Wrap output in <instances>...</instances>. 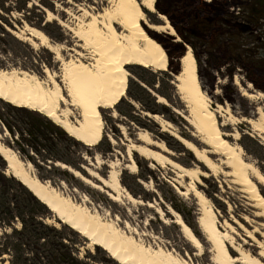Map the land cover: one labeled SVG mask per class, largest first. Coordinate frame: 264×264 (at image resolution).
Masks as SVG:
<instances>
[{
	"label": "rangeland",
	"instance_id": "1",
	"mask_svg": "<svg viewBox=\"0 0 264 264\" xmlns=\"http://www.w3.org/2000/svg\"><path fill=\"white\" fill-rule=\"evenodd\" d=\"M232 1L237 3V5H233L235 8L232 10L237 19L227 14L220 15V8H215L217 11L214 12L215 14L210 13L209 18L220 15L222 19L220 22H213L212 28L202 34L198 31L193 32L197 30L194 29L197 27L196 24L189 25L190 17L200 15L196 11L204 6L202 0H156L155 12L144 9L147 21L152 24L165 25V22L159 17L161 14V10L157 8L159 5L170 12L172 19L179 26L182 25L187 28L189 26V29L192 30L186 34L187 41H184L176 29L175 36L168 32L150 31L157 41L160 42L161 40L164 47H167L166 51L169 52L168 68L161 71L152 70L156 74L155 86L150 88L152 97L146 99V103L143 104L153 110H146L143 104L126 95L115 106V109L102 110L105 120V134L98 145L89 147L81 143L79 145L71 144L69 147L68 155L76 163L81 164L79 172L96 184L101 185L88 172H96L107 177L111 173L110 166L119 170L121 172L120 182L136 198L135 203L130 202L126 196L118 203L113 202L105 192L91 188L81 179L79 180L75 174L60 166L57 167L53 161H43L46 154L43 151L38 154L31 149L30 139L32 138L28 134L21 136L18 133L20 129H25L24 124L21 123V118L39 125H42L43 121L41 122V120L49 119L39 111L19 108L0 99L1 142L13 151H17L16 146L27 150L30 153L27 152L26 155L28 156L21 155L18 151L17 154L25 163L33 165L34 172L41 181L49 180L57 188L61 187L60 183H63L66 185L68 194L77 202L82 203L83 200L87 199L86 205L92 210H99L102 215H108L112 219L119 216L120 225L123 227L127 221L131 225L129 231L135 232V237L145 245L149 244L154 248L174 249L178 254L184 256L188 253L192 256L195 264H211L212 244L207 241L205 232L202 231L199 222H197L204 203L189 188L190 179H180L179 170L170 163L158 164L143 159L137 152H134V158L138 164L137 172L133 174L125 168L129 163L128 145L132 141L142 144L137 139L138 134L144 130L148 131L152 138L165 142L171 151V154L163 153L168 158L177 161L185 168L199 167L208 174L207 178L201 177L203 183L198 184L197 188L218 211L217 225L221 230H224L225 223L229 222L234 227V231L237 232L236 240L246 249L257 253L258 245L247 237L246 229L249 231L259 229L260 234L256 233V238L264 244V229L262 228L264 217H256V215H260V210L253 206L254 202L244 191V188L240 187L233 177L227 176V172L231 168H227L222 162L224 157L219 154H208L220 165L217 171L206 168L176 137H173L168 131H163L162 125L152 117L153 114L159 115L169 123L171 127L169 131L178 133L201 149L210 150V147L202 142L200 133L186 119V115L190 113L189 106L185 101L183 102L180 94L177 93L175 78L178 74L175 72L179 71V60L187 52L186 49L190 47L198 62L200 82L204 91L211 98V107L214 110L222 107L224 110V113L220 112L224 116L219 118V122L223 123L226 120L225 111L227 108L237 119L234 123L222 127V130L227 134L236 131L239 134V140L233 136H228L226 139L241 145L244 158L257 166L264 174V141L262 139L264 135L254 130L250 123L243 121V118L258 120L262 115L264 119V21L250 22L243 17L244 13L239 8L245 4L246 0ZM113 2V0H0V70L18 68L30 72L34 71L48 82L45 69L49 68L51 73L57 76L56 79L62 82L64 68L56 54L43 46H31L24 40L17 38L14 32L20 33L27 26H33L43 30L53 43L64 46L61 55L65 60L75 58L77 51L91 57L90 50L86 48L83 50L82 43L64 25H60L58 20L47 21L46 10L52 11L62 21H66L74 28L78 27L81 21L88 20V18L83 17L80 7L89 9L93 13L101 12L105 8H113ZM205 2L210 4L214 0H205ZM214 5L216 4L214 3ZM65 9L70 10L72 15L67 14ZM167 19L173 26L172 21L168 17ZM232 22L238 23V26L235 27L236 30L227 29ZM118 29L123 31L119 27ZM176 44H182V50L176 49ZM131 66L133 65L128 67L129 80L136 77L131 72ZM163 72L174 76L171 84L167 82L168 75L163 74ZM146 78L150 80L152 75L150 74ZM237 81L239 82L237 83ZM249 84H251V88H248ZM244 89L254 96H244L242 91ZM163 94L171 96L173 103L169 102ZM159 97L165 98V104L158 102ZM128 104L135 107V111L132 112L134 118H129L119 111L121 108L129 112ZM61 108L64 107L61 106ZM16 109L20 112H17ZM71 110H73V114L70 120L78 122L79 110L73 107ZM5 123L12 125L13 134L10 133ZM48 130L54 136L57 133L54 129L47 128ZM66 134L69 135L67 132ZM17 141L18 144H16ZM154 149L160 151L155 147ZM29 155L33 157L34 163L30 160ZM7 167L6 164L3 165V157L0 156V193H4L11 199L13 203L11 207H14V212L30 213V215L44 220L48 226L57 229H61L63 226L67 227L55 217L52 211L47 213L38 207L19 183L11 181L9 179L11 176L7 174ZM259 187L264 194V185H259ZM181 191L185 194H182ZM171 211L179 213L184 222L202 240L204 245L201 253L186 240L181 231V226L175 223L176 218ZM235 220L244 225L245 230L241 229ZM14 224L19 227L20 221H15ZM80 237L82 236L80 235ZM80 237L77 238L73 233L64 235L66 243L74 249V253L79 259L86 260L89 264H120L111 258L102 247L93 245L87 238L86 242L83 241L82 243ZM6 256V258L0 256V264L9 262L10 255Z\"/></svg>",
	"mask_w": 264,
	"mask_h": 264
},
{
	"label": "bare ground",
	"instance_id": "2",
	"mask_svg": "<svg viewBox=\"0 0 264 264\" xmlns=\"http://www.w3.org/2000/svg\"><path fill=\"white\" fill-rule=\"evenodd\" d=\"M113 1V8H105L101 12L93 13L89 9L80 7L83 17L88 20L81 21L80 25L74 28L52 11L46 10L47 21L58 20L60 25H64L82 43L83 50L85 48L90 50L91 57L77 51L75 58L65 60L61 55L64 46L53 43L43 30L33 26H27L20 33L14 32L17 38L31 46H43L56 54L64 68L62 82L56 79L57 76L51 73L49 68L45 69L48 82L34 71L18 68L1 69L0 99L19 108L39 111L78 142L89 147L98 145L105 134L102 110L115 109V106L127 95L130 78L129 65H141L158 71L166 70L169 66L168 52L150 31L176 35V30L164 14H159V17L165 25H155L147 21L144 9L155 12L156 0ZM65 12L72 15L70 10L65 9ZM118 27L123 31H119ZM186 51L179 60L181 70L175 78L177 93L189 106L190 113L186 115V119L200 133L202 142L208 145L210 150L201 149L178 133L169 131L171 128L169 123L159 115L153 114L152 117L162 125L163 131H168L176 137L206 168L217 171L220 165L208 154L223 156L222 162L227 168H231L227 176L233 177L235 182L244 188L254 202L253 206L260 210V215L256 217H264V194L259 187V185H264V174L257 166L244 158L241 145L226 139L228 136H233L239 140V134L236 131L227 134L222 130V127L234 123L237 119L227 108L226 120L223 123L219 122V118L224 116L220 112L224 113V110L222 107L216 110L211 107V98L200 82L198 62L194 53L190 47ZM248 88H251V84ZM242 91L246 97L254 96L245 89ZM66 92L67 95H65ZM158 102L165 104L166 101L164 97H159ZM71 107L79 110L78 122L70 120L73 114ZM243 121L250 123L254 130L264 135L263 115L258 120L243 118ZM137 139L142 144L132 141L127 148L129 163L125 168L131 173H136L138 169L134 158V152H137L143 159L158 164L170 163L179 170L180 179H190L189 188L204 203L197 222L205 232L207 241L212 244L211 264H264V244L256 238V233L260 234L259 229L256 228L254 231L246 229L247 237L258 245V252L254 253L236 240L237 232L229 222L225 223L224 230L217 225L218 211L197 188L198 184L203 183L201 177H208L206 172L199 167L185 168L177 161L168 158L163 153L171 154V151L165 142L152 138L148 131L140 132ZM262 139L264 141V136ZM0 156L7 160L8 175L16 177L25 187H28L60 221L73 228L82 237L89 239L93 245L102 247L111 258L120 264H195L188 253L184 256L174 249L145 245L135 237V232L129 231L131 225L127 221L123 227L120 225L119 216L112 219L108 215H102L99 210H92L86 205L87 199L82 203L77 202L68 194L66 185L63 183H60L61 187L57 188L49 180L41 181L36 176L33 165L25 163L17 151L3 145L1 138ZM56 164L75 174L79 180L81 179L91 188L105 192L113 202H120L124 196L132 203L136 201V198L120 182L121 172L115 170L113 166H110L111 173L107 177L96 172H88L101 183L99 185L66 164L61 162ZM181 193L185 194L183 191ZM172 213L176 218L175 223L181 226L186 240L201 253L204 245L202 240L184 222L179 213ZM235 221L241 229L245 230L244 225ZM262 226L264 229V223ZM6 257L5 255L4 258Z\"/></svg>",
	"mask_w": 264,
	"mask_h": 264
},
{
	"label": "trees",
	"instance_id": "3",
	"mask_svg": "<svg viewBox=\"0 0 264 264\" xmlns=\"http://www.w3.org/2000/svg\"><path fill=\"white\" fill-rule=\"evenodd\" d=\"M228 0H214L213 4H207L204 10L207 13L203 14L202 9H197V13L200 15H195L190 17L189 25L196 24L197 27H194L193 32L198 31V33H205L212 28L213 22H220V15H232L230 13V8L227 6ZM214 3L216 5H214ZM220 8V15H215L213 18H209V14L217 11L215 8ZM161 10L162 14H165L171 21L175 29L178 31L180 36L183 37L184 41H187L186 34H189L192 30L187 27H183L182 25H178L173 19L170 12L167 9L161 8L158 5L157 7ZM240 10L244 13V18H247L250 22H263L264 21V0H254L251 4H243V6H239ZM196 14V13H195ZM215 14V13H214ZM235 22L229 24L227 29H234ZM240 25V24H239ZM238 26V25H237ZM241 26V25H240ZM161 42V40H160ZM166 47V46H165ZM176 49L182 50L183 46L175 45ZM167 48V47H166ZM131 72L136 75L135 79H130L128 83L127 95L132 97L140 104L146 103V99H150L151 92L149 91L151 87H154V79L156 74L151 70L147 69L141 65H133L131 66ZM179 74V71L175 72ZM152 75V79L147 80V76ZM163 74L168 75L167 82L171 84L174 76L168 73L163 72ZM175 93V89H174ZM176 94V93H175ZM165 98L173 103L171 96L167 94ZM177 96V95H176ZM130 107V111H124L119 108V111L124 113L125 116L129 118H134L133 111H135V107L133 105L128 104ZM144 106V104H143ZM145 107V106H144ZM146 110L152 111L153 109L145 107ZM17 112H20L16 109ZM43 121V122H42ZM6 122V121H5ZM42 125L37 123H32L29 120L27 121L25 118H21V123L24 124L25 129L18 132L21 136L28 134L30 136V144L32 146V150L38 154H41V151L46 154L43 158V161L48 162V160L53 161L54 163L62 162L66 165H70L72 168L80 171L81 164L76 163L70 155H68L69 147L71 144L79 145L82 142L76 141L72 136L67 135L58 125L56 126L49 119L45 118L41 120ZM7 124V123H5ZM8 129L11 134H13V127L10 124H7ZM48 129H54L56 135H52ZM18 140V138H17ZM19 141V140H18ZM18 141L16 144H18ZM16 150L21 155H26L27 150L20 146L15 147ZM28 154H30L28 152ZM30 160L33 157L29 155ZM6 162L3 160V165L5 166ZM3 176V175H2ZM11 181L19 183L21 187H23L29 196L33 199L35 204L38 207L44 209L45 212L50 213V209L46 207V205L41 202L37 197H35L32 192L24 187L21 182H19L14 177L9 178ZM12 201L8 196L4 193H0V256L4 257L5 255L9 256L10 264H89L88 261L79 259L74 253V249H72L68 243H66L64 235L69 233H73L77 238L80 237L79 233L70 227H61V229H57L55 227H50L47 223L41 218H36L34 215L24 214V212L15 213L14 207L12 206ZM20 221V226L16 227L14 222ZM2 231V233H1ZM83 241L86 242L85 237H80Z\"/></svg>",
	"mask_w": 264,
	"mask_h": 264
},
{
	"label": "flooded vegetation",
	"instance_id": "4",
	"mask_svg": "<svg viewBox=\"0 0 264 264\" xmlns=\"http://www.w3.org/2000/svg\"><path fill=\"white\" fill-rule=\"evenodd\" d=\"M202 1H204L203 3H204V8H205V6H207V4H206V2H205V0H202ZM254 0H246L245 1V4H251L252 2H253ZM210 4H213L212 2L210 3ZM237 5V3L236 2H234V1H232V0H230V3H229V0H228V4H227V6L230 8V13L232 14L230 17H234L235 19H237V17H235V15L233 14V12H232V10L235 8V6L233 7V5ZM243 6V5H242ZM202 7V8H203ZM233 7V8H232ZM204 8H203V10H202V13H207V11L206 10H204ZM206 9V8H205ZM237 14V13H236ZM238 14L240 15V13L238 12ZM237 22V21H236ZM235 22V24L236 25H234V29H235V27H237V25H238V23H236ZM236 30V29H235Z\"/></svg>",
	"mask_w": 264,
	"mask_h": 264
},
{
	"label": "water",
	"instance_id": "5",
	"mask_svg": "<svg viewBox=\"0 0 264 264\" xmlns=\"http://www.w3.org/2000/svg\"><path fill=\"white\" fill-rule=\"evenodd\" d=\"M180 69H181V67H180ZM7 161V160H6Z\"/></svg>",
	"mask_w": 264,
	"mask_h": 264
}]
</instances>
